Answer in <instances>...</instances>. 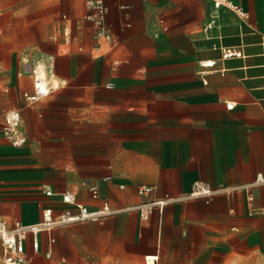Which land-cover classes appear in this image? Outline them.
<instances>
[{
	"label": "crops",
	"instance_id": "0c3cea01",
	"mask_svg": "<svg viewBox=\"0 0 264 264\" xmlns=\"http://www.w3.org/2000/svg\"><path fill=\"white\" fill-rule=\"evenodd\" d=\"M231 1L247 15L215 9L212 0H105L109 43L94 38L86 0H0V65L17 64L14 88L30 145L41 151L36 174L47 201L37 220H20L38 222L56 202L47 188L73 190L91 208L107 200L121 210L82 222L99 223L95 230L74 228L63 258L54 257L55 241L53 262L235 260L237 245L249 239L250 208L264 217V0ZM224 47L242 54L224 58ZM29 50L53 55L54 67L51 92L27 105L22 92L33 90V80L19 72ZM197 180L214 189L209 202L185 197ZM84 182L97 185L101 198ZM142 184L153 191L140 195ZM166 196L147 220L133 208Z\"/></svg>",
	"mask_w": 264,
	"mask_h": 264
},
{
	"label": "built area",
	"instance_id": "2783aa9c",
	"mask_svg": "<svg viewBox=\"0 0 264 264\" xmlns=\"http://www.w3.org/2000/svg\"><path fill=\"white\" fill-rule=\"evenodd\" d=\"M215 9L221 6H226L238 12L241 16H246L247 13L231 0H212ZM90 12L86 18L91 20L95 27L94 38L101 41L113 42V36L110 26L107 22L108 6L105 0H86ZM128 6L122 5L125 9ZM81 49V47L79 48ZM223 57L241 56L242 51L233 47L222 48ZM21 75H31L33 80V90L23 91V97L28 104H33L40 98L47 96L51 92V85L48 73L53 70L54 56L42 53L40 50H29L21 57ZM214 60H208L206 65H214ZM108 88H114L115 82H110L106 85ZM233 103L227 104L232 106ZM22 114L19 109H9L5 112L2 124L3 133L8 138L10 143L15 147H20L27 142V134L23 129ZM104 180H110L111 175H105ZM87 185L90 195L95 199L101 198V193L97 185ZM154 189L152 185H139L138 193L148 195ZM212 186L202 180H197L193 183L191 190L186 194V198L203 197L207 202L210 201L214 194ZM48 197L56 198L54 204L46 205L42 208L41 219L35 223H23L19 219H15L12 223L9 222L0 212V240L3 246L2 264H28L32 259L31 251L35 253L41 252L42 239L41 234L47 235V248L44 249L46 257L52 258L53 244L55 236L53 231L57 227L67 226L73 223H82L86 221H103L106 217L116 214L121 210L113 209L107 200H104L102 205L97 208H91L78 200L77 193L73 190L54 191L47 188L44 191ZM169 197L153 198L144 200L133 208L139 211L140 217L147 220L155 208L163 210ZM156 257V256H155ZM55 264H67L65 260H55Z\"/></svg>",
	"mask_w": 264,
	"mask_h": 264
},
{
	"label": "rangeland",
	"instance_id": "374dc122",
	"mask_svg": "<svg viewBox=\"0 0 264 264\" xmlns=\"http://www.w3.org/2000/svg\"><path fill=\"white\" fill-rule=\"evenodd\" d=\"M17 68L16 62L10 69L0 65V126L2 131V119L5 112L9 109H19L21 112L20 107L24 105V101L16 94L17 90L14 88L13 83ZM26 104L29 105L27 101ZM22 122L23 129L26 132L24 120ZM30 144L31 140L28 139V135L27 142L20 147H13L7 137L0 140V212L12 221L13 219L20 220L22 218L28 221L37 220V206L39 207L40 203V207H42L43 204L47 203L41 193V188L45 182L42 180V173L36 174L43 171L42 161L38 159L41 151ZM33 206H35V209H33ZM250 209L253 223L248 231L249 239L244 241L243 246L237 245L235 260L222 264H264V217L256 214L259 210H255L254 207ZM98 225L99 223H73L55 228V241L57 242L54 257L56 259L64 257L60 252H66L67 240L74 228L85 226L95 230ZM77 232L80 234L83 233V230ZM2 256L3 246L0 240V264H2ZM65 258L68 261L66 256ZM28 264H55V260L53 262L41 251L33 254V258ZM70 264H72L71 261Z\"/></svg>",
	"mask_w": 264,
	"mask_h": 264
},
{
	"label": "bare ground",
	"instance_id": "6f19581e",
	"mask_svg": "<svg viewBox=\"0 0 264 264\" xmlns=\"http://www.w3.org/2000/svg\"><path fill=\"white\" fill-rule=\"evenodd\" d=\"M54 79L56 80V78H54ZM148 262H149V264H156L153 256L149 257Z\"/></svg>",
	"mask_w": 264,
	"mask_h": 264
}]
</instances>
